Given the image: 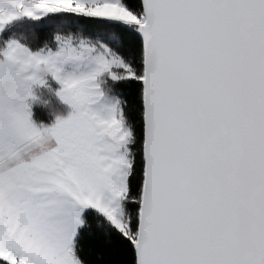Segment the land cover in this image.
I'll return each mask as SVG.
<instances>
[{
	"label": "snow or ice",
	"instance_id": "6c2138e0",
	"mask_svg": "<svg viewBox=\"0 0 264 264\" xmlns=\"http://www.w3.org/2000/svg\"><path fill=\"white\" fill-rule=\"evenodd\" d=\"M86 209L125 264H264V0H0V264H83Z\"/></svg>",
	"mask_w": 264,
	"mask_h": 264
},
{
	"label": "trees",
	"instance_id": "16d2710c",
	"mask_svg": "<svg viewBox=\"0 0 264 264\" xmlns=\"http://www.w3.org/2000/svg\"><path fill=\"white\" fill-rule=\"evenodd\" d=\"M60 23L61 21L57 19L46 22L42 26L24 24L21 28L13 29V31L20 35L27 33L30 27H36L39 34V41L33 43V50H36V47L43 45L46 33ZM66 27L75 30L78 24L72 21ZM86 27H91V25H86ZM136 39L138 42V38ZM39 87L41 86L32 87L33 95H31L28 103L31 119L38 127H49L55 120L57 99L50 95L51 88L44 90ZM48 87L56 88L52 84H49ZM82 219L85 220V226L78 229V235L75 237V252L83 264H125L130 254L128 242L111 230L103 218L97 215L94 210L86 209Z\"/></svg>",
	"mask_w": 264,
	"mask_h": 264
},
{
	"label": "rangeland",
	"instance_id": "374dc122",
	"mask_svg": "<svg viewBox=\"0 0 264 264\" xmlns=\"http://www.w3.org/2000/svg\"><path fill=\"white\" fill-rule=\"evenodd\" d=\"M48 80H49V83H48ZM49 84H52V85L56 86V88L53 89L52 87H48ZM39 86H41L39 88H43L44 90H47L48 88H51L52 89V92H50V95L53 96V97H55L57 99L56 100V102H57V108L55 109V111H56L55 120L49 126V127H51V126H53L56 123L57 118H66L69 115V113L71 112V108H70L69 105H67L66 103H64L59 98V96L56 94L58 92L59 88H60V85L55 80H53L51 77H47L46 78V85H39ZM60 107H62V108H60ZM38 128H41V127H38ZM44 128H47V127H44ZM82 215H83V213H82Z\"/></svg>",
	"mask_w": 264,
	"mask_h": 264
},
{
	"label": "crops",
	"instance_id": "0c3cea01",
	"mask_svg": "<svg viewBox=\"0 0 264 264\" xmlns=\"http://www.w3.org/2000/svg\"><path fill=\"white\" fill-rule=\"evenodd\" d=\"M33 86H35V85H33ZM33 86H32V87H33ZM30 97H31V96H29V97L25 100V103H26V104L29 103V101H30Z\"/></svg>",
	"mask_w": 264,
	"mask_h": 264
},
{
	"label": "clouds",
	"instance_id": "9594fccd",
	"mask_svg": "<svg viewBox=\"0 0 264 264\" xmlns=\"http://www.w3.org/2000/svg\"><path fill=\"white\" fill-rule=\"evenodd\" d=\"M31 95H33V93H31ZM46 103V102H45Z\"/></svg>",
	"mask_w": 264,
	"mask_h": 264
}]
</instances>
